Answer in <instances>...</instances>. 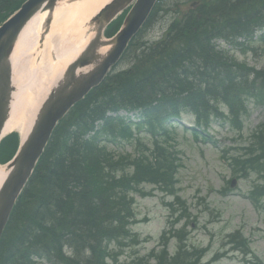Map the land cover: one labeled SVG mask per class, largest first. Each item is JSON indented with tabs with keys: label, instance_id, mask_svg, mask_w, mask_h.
Segmentation results:
<instances>
[{
	"label": "trees",
	"instance_id": "trees-1",
	"mask_svg": "<svg viewBox=\"0 0 264 264\" xmlns=\"http://www.w3.org/2000/svg\"><path fill=\"white\" fill-rule=\"evenodd\" d=\"M25 1L0 0V25ZM198 13L200 18L192 12L175 20L159 42L133 45L127 53L133 66L109 75L60 122L12 213L0 243V264H107L110 245L132 238L130 194L146 182L174 193L177 159L164 139L175 122L189 114L198 127L216 119L241 129L248 101H264V70L239 62L218 45L219 40L235 45L264 29V0H212ZM260 39L264 42V35ZM120 110L139 111V130L146 128L156 139L153 149L144 147L132 163L100 145L103 137H134L129 123L108 117ZM99 121L104 125L95 132ZM254 138L261 144L242 162L245 173L264 172V138ZM126 164L135 166L134 175L119 177ZM203 254L185 247L170 258L165 248L155 264H201Z\"/></svg>",
	"mask_w": 264,
	"mask_h": 264
},
{
	"label": "rangeland",
	"instance_id": "rangeland-1",
	"mask_svg": "<svg viewBox=\"0 0 264 264\" xmlns=\"http://www.w3.org/2000/svg\"><path fill=\"white\" fill-rule=\"evenodd\" d=\"M199 1L206 3L211 0H162L156 21L140 35L138 43L150 45L163 39L171 23L182 18ZM138 43H135L136 47L142 45ZM57 45L61 49L66 43L59 38ZM252 47L256 49V53L252 51L247 54L241 51H232V53L240 61L264 69V45L256 43ZM51 50L52 48L46 50L45 47L43 62L32 60L28 64L36 68L45 66L46 70L49 69L50 64L56 66L58 61L53 57ZM131 65L132 60L126 59L120 63L116 71L125 70ZM193 120L190 115L184 116V123L188 127L193 126ZM262 124L264 125V104H258L253 100L249 103V112L244 119L242 133L233 126L214 119L209 131L212 142H198L181 127L177 128V132L170 139L171 144L179 151L177 196L182 198L184 207L188 208L189 220L196 222L193 226H188L191 221L185 223L188 227V245L207 248L205 262L209 261L208 264H264V210L255 208L248 198L258 179L257 176L253 172L254 174L249 178L237 179L231 191L226 195L221 193L236 179L234 169L230 165L231 157L243 152L242 147L250 143L251 135ZM138 138L143 145L151 146L152 140L146 132L139 134L135 140L103 144L107 145L108 151H113L117 156L124 157L121 154L129 153L131 155L129 159L134 160L139 158L135 154L136 145L139 144ZM18 139L17 135L8 139L0 150V159L4 161L12 156ZM142 189L146 195L136 194L134 205L140 223L132 227L133 233L139 236L141 243L129 244L123 250L113 245L110 248L113 256L119 255L118 261L121 264L148 255L153 249H160L158 243L163 233L172 224L177 223L179 214L176 212L174 216L172 209L177 211L182 209V205L178 203L173 208L169 206L173 197H167L153 186L145 185ZM183 223L181 222L178 227ZM236 231H241L250 241L251 255H244L241 251L234 250L236 245L230 241V237ZM171 241L170 251H174L176 240ZM67 251L68 248L65 252ZM218 252L223 256L222 259L218 262H210Z\"/></svg>",
	"mask_w": 264,
	"mask_h": 264
},
{
	"label": "water",
	"instance_id": "water-1",
	"mask_svg": "<svg viewBox=\"0 0 264 264\" xmlns=\"http://www.w3.org/2000/svg\"><path fill=\"white\" fill-rule=\"evenodd\" d=\"M61 1L81 0H29L15 17L0 28V140L10 116L14 92L12 56L19 37L29 20L38 12L49 10L46 20V28L49 29L51 13ZM134 2L136 3L121 32L111 41H104L102 34L105 27ZM156 2L157 0H113L94 20L97 36L52 89L17 157L7 166L8 174L0 188V240L16 201L32 176L57 123L93 87L102 82L109 67L120 58L130 39L143 26ZM47 29L45 32L49 31ZM104 47L110 49L102 56L99 51ZM78 68H86V71L78 73Z\"/></svg>",
	"mask_w": 264,
	"mask_h": 264
},
{
	"label": "bare ground",
	"instance_id": "bare-ground-1",
	"mask_svg": "<svg viewBox=\"0 0 264 264\" xmlns=\"http://www.w3.org/2000/svg\"><path fill=\"white\" fill-rule=\"evenodd\" d=\"M110 1L61 2L53 13V21L49 29L45 28L48 12L38 13L28 22L12 56L13 83L16 89L13 94L10 116L5 124L4 136L18 133L23 140L27 138L52 86L94 37L95 34L89 29V22ZM46 29L49 30L48 35H45ZM59 38L66 43V46L61 49L57 45ZM45 47L46 50L52 48L51 53L58 61L57 65L50 64L47 70L45 66H37L39 68L30 66L28 63L32 60L43 62ZM145 56L150 59L149 55ZM7 173L8 170L0 166V188Z\"/></svg>",
	"mask_w": 264,
	"mask_h": 264
}]
</instances>
